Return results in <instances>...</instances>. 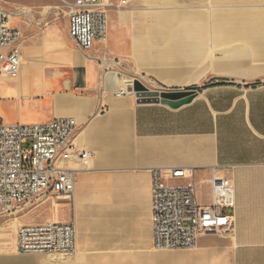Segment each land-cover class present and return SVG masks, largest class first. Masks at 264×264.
<instances>
[{"label":"crops","instance_id":"obj_1","mask_svg":"<svg viewBox=\"0 0 264 264\" xmlns=\"http://www.w3.org/2000/svg\"><path fill=\"white\" fill-rule=\"evenodd\" d=\"M167 16L187 17L186 38H164ZM21 22L14 16L23 30ZM68 35L67 19L65 29L50 26L41 40L23 41L22 74L0 78V115L8 124L77 120V145L92 152L77 175L78 250L19 253L13 239L0 248V264H264V0H129L109 10L107 38L91 50ZM116 63L159 91L198 92L177 108L117 97L121 82L134 78L106 72ZM156 167L193 169L196 180L215 168L232 178V226L199 237L194 249H156ZM59 202L67 208L45 220L71 218L67 201Z\"/></svg>","mask_w":264,"mask_h":264},{"label":"built area","instance_id":"obj_2","mask_svg":"<svg viewBox=\"0 0 264 264\" xmlns=\"http://www.w3.org/2000/svg\"><path fill=\"white\" fill-rule=\"evenodd\" d=\"M6 3L22 0H0ZM67 7L68 33L83 52L108 35V12L129 0H61ZM24 31L13 12L0 7V78L20 75ZM129 91L121 87L117 97ZM104 107L102 106V109ZM79 125L73 117L45 122L6 124L0 117V217L11 216L39 203L64 199L71 207L68 221L18 222L14 249L19 253H75L77 175L89 167L92 152L77 145ZM200 182L210 186V201L198 198L193 169H152V222L156 249H194L199 237L232 226L236 189L232 178L216 174Z\"/></svg>","mask_w":264,"mask_h":264},{"label":"rangeland","instance_id":"obj_3","mask_svg":"<svg viewBox=\"0 0 264 264\" xmlns=\"http://www.w3.org/2000/svg\"><path fill=\"white\" fill-rule=\"evenodd\" d=\"M1 6L11 10L13 14L14 12H20L21 10H31L33 12L34 15L32 17L26 16V15H19L20 20H22L21 23L24 26L23 28L24 40H26L28 36H33L35 37V39L41 40L42 39L41 36L47 29L50 28V26L58 25L65 29V26L67 25V19H68V14L66 12L67 7L63 4L61 0H22V1H10L8 3L4 1H0V7ZM206 12L210 13L211 11L206 10ZM15 18L17 21L18 16H15ZM32 18H34V20ZM148 19H149V23L156 24L157 19H159V17L149 16ZM163 19H164V25H165V29L163 31L164 38L175 39V38H186L187 37L186 36L187 35L186 33L187 17L167 16V17H164ZM170 23L176 26H173L171 27V29H168V27L170 26ZM176 28H180L181 30L177 31L175 30ZM155 33H158V32H155ZM79 53L84 58L88 57V55L81 52L80 50H79ZM26 64H29V61L26 62ZM109 68L110 69L107 70L106 72H111V73L113 72V74L116 73V76L119 75L122 78L123 76H125L127 79H130V78L139 79L144 85H146L150 89L159 91V86L156 83V81H154L153 79L144 77L142 75H139L137 77H131V75L127 72V70L122 64L116 63V65H114L113 67L109 66ZM125 86L130 88V91H133V84L129 85L127 81H122L120 87H125ZM126 96H135V92L133 91V94L127 93ZM10 111L8 112L10 113ZM0 117L3 119L1 115ZM203 176L204 175H201V176L198 175V178H197L198 193L201 192L203 196L205 195L209 196V193H210L209 184L200 182ZM56 202L57 204H55L54 206L53 204H51V202L39 203V204H36L34 206H31L25 209L23 212L19 214L11 215V216H1L0 217V248H11L12 247L15 227L18 224V222H23V223L41 222L45 220L46 218H49V217L52 218L53 214H62L63 213L62 210L67 207L61 208V206L59 205L60 203L59 200ZM50 206L52 208H50Z\"/></svg>","mask_w":264,"mask_h":264},{"label":"water","instance_id":"obj_4","mask_svg":"<svg viewBox=\"0 0 264 264\" xmlns=\"http://www.w3.org/2000/svg\"><path fill=\"white\" fill-rule=\"evenodd\" d=\"M133 91L135 92L136 102L143 103H163L173 108L180 107L184 104L191 102L197 90H152L144 85L139 79L133 80Z\"/></svg>","mask_w":264,"mask_h":264},{"label":"bare ground","instance_id":"obj_5","mask_svg":"<svg viewBox=\"0 0 264 264\" xmlns=\"http://www.w3.org/2000/svg\"><path fill=\"white\" fill-rule=\"evenodd\" d=\"M13 15H15V16H19V15H22L20 12H14V14ZM32 63V62H31ZM48 80V79H47ZM40 82V81H39ZM128 82V84L129 85H131V84H133V80H129V81H127ZM41 83V82H40ZM126 86L125 87H123V89H125L126 90ZM128 94H133V91H130V88H129V91H128Z\"/></svg>","mask_w":264,"mask_h":264}]
</instances>
